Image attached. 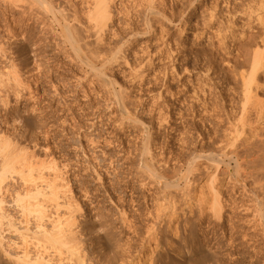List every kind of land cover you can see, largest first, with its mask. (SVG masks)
I'll use <instances>...</instances> for the list:
<instances>
[{"label":"rangeland","instance_id":"374dc122","mask_svg":"<svg viewBox=\"0 0 264 264\" xmlns=\"http://www.w3.org/2000/svg\"><path fill=\"white\" fill-rule=\"evenodd\" d=\"M7 1L9 0H0V48L2 47L0 57L7 49V54L15 56L13 54L16 53V56L19 54L18 57L22 53L21 50H24L23 52L32 62L27 64L30 65L33 64L34 53L30 51L32 48L39 47V56L43 61V67L40 69L42 72L37 71L38 73H35L37 76L34 74L25 84L28 86L27 90H31L29 103L44 107L45 114L40 116V120L45 122L40 125L35 123L33 118L28 117L24 133L26 134L25 131L29 128L36 142L42 144L47 142L51 147H49L50 157L57 163L60 170L62 168V176L71 188L75 203L78 202L80 209H78V215L87 220L95 217L101 219L100 223L94 225V229H99L97 230L98 239H94L95 241L91 243L88 241V256L98 262L97 264H114L113 262L116 261L113 258L114 252L120 250L118 246L124 245L128 251L133 252L129 264H165L167 261L177 264L172 261L173 258L169 254H166L167 257H157L161 251V245L155 242L150 228L152 222L155 219L158 220L157 217L161 218L163 214L154 211L155 198L158 196L155 190H161L162 185L159 182H154L155 184L152 183V185L146 184L145 181L141 182L138 174L141 150L143 147L151 146L150 151L156 155L159 154L157 159L165 163L167 169L169 166L171 171L178 169L177 172L181 173L184 171L187 158L191 155L206 153L219 142L225 141L226 131L232 125L231 122L238 121L242 104L246 99L244 79L251 68L252 52L264 47L260 42L264 38V0H152L154 3L151 0H114L111 6L112 19L109 26L103 30L104 33L102 32L107 46L103 47L104 50L101 49V53L99 50L98 54L103 53V56L110 58L112 53L115 51L118 53L122 48L119 54L123 53L125 61L120 64L118 61L107 60L105 65L96 64V67L105 69V74L107 73L106 76L110 79L111 83L103 82L104 84L92 76L85 61L83 62L85 60L83 55L81 58L75 53L74 56L72 55L68 44L63 43L60 29L58 31L53 29L55 30L53 31L51 27L44 26L35 18H24L19 9L15 8L18 5H14L22 2L21 0L12 2L13 5L8 4L11 0ZM23 1L36 4L34 0ZM62 1L74 4L76 11L74 12L78 18V21L74 20V23H79L80 28L84 29L89 26L87 21L91 18H88L91 14L90 2L87 4L88 10L86 1L84 3L83 0ZM152 3L156 5L158 13L150 12L149 6ZM160 8L162 11L159 10ZM12 35L19 37L23 35L24 40L31 37V43H35H29L32 48L28 45L26 49L18 44L20 48L18 50V45H13L16 38L14 39ZM84 35L87 36V32ZM18 41L21 43L20 40ZM88 41V43L91 42V40ZM11 43L18 51L10 48ZM3 44L7 48L5 45L3 48ZM90 44H88L89 48L94 47L93 43ZM257 45H260L259 48ZM109 49L111 52L108 51ZM32 51L36 50L32 49ZM19 58L16 61H19ZM0 65V70L7 69L8 64L3 58H0ZM3 67L5 69H2ZM131 67L139 68V72L143 75L132 81V76L129 75ZM256 72L255 80L253 84L251 83L252 87L250 86L252 91L249 94V97H252H250L252 102L249 101V104L253 111L248 117L250 120L243 123L241 141L242 147L246 145L244 150L247 155L245 154L243 159L249 162L252 160L254 163L256 160L257 165L256 163L255 165L258 169L255 168L261 171L264 168H261L264 157L257 158V152L253 146L256 138L264 137V67L262 66ZM118 88H127L125 92H128L131 102L134 101L132 102V109H134L131 110L130 115L135 116L142 125L144 124L143 131L133 123L124 121L126 115L111 97L114 89ZM2 97L7 99V104L3 105L0 101V131L8 127V121L11 122V119L15 118V111L21 112L26 103L24 97L14 100L10 97V93L3 92ZM30 132L23 134V137H30ZM248 149L250 152H247ZM198 163L205 165L206 161L201 158V160L198 159ZM260 171L256 174L255 170V175L257 178L262 176L259 179L262 178L264 182V171H261L262 173ZM13 178L17 181L13 179L8 180L9 182L5 181L10 178L4 180V184L9 183L7 193L3 194L4 200L6 199L5 205L13 203H9L14 196L12 192L21 187L22 181L17 177ZM206 178L203 176L200 181L196 180L192 183L193 185L191 184L194 194L199 192L203 184L205 186ZM252 179L253 177H249L246 181L252 185L254 182ZM12 183L20 185L11 189L15 186ZM239 185V182H236L235 186L240 187ZM7 196H11L10 199ZM117 209L123 210L122 212L129 220L124 228V224L121 226L122 223H119L118 217L115 216H118ZM226 211L228 215L232 213L230 209ZM240 211L234 209V215L238 213L237 216L242 217H236L241 220L237 219L238 221L235 222V232L225 231L227 235L219 240L218 225L207 226L206 221L204 225L196 224L197 237H200L199 234L204 231L208 234L206 239L210 241L218 234L213 249L217 255L219 253L217 262L205 259L204 254H198L197 263L264 264V237L262 238L261 233L263 230L261 228V231L255 232L259 235L248 232L250 225H247L245 220L242 221L246 217L242 216ZM169 215V227L166 228V234L171 238L181 234L180 229L175 230L176 224H179L180 215L178 216L177 212ZM106 228L111 230L107 231ZM245 232L248 233H246V239H243ZM228 234L231 236L230 239ZM147 239H149L148 242ZM32 247L35 246L32 244ZM0 264L10 263L0 257Z\"/></svg>","mask_w":264,"mask_h":264},{"label":"bare ground","instance_id":"6f19581e","mask_svg":"<svg viewBox=\"0 0 264 264\" xmlns=\"http://www.w3.org/2000/svg\"><path fill=\"white\" fill-rule=\"evenodd\" d=\"M14 1L17 0H13V1L11 0L10 1L11 3L8 4L13 5V3H15ZM21 1L22 2H19V4H14V5L15 6L18 5L15 8L19 9V12H21L24 18H33V19L35 18L44 26L49 28L51 27L50 29L52 30L55 29L56 31H58V29H60V34L62 36L63 43L68 44L70 49L69 51L73 53L72 55L74 56L75 53L80 58L83 55L85 58L83 62L85 61V65L89 68L92 76L100 80L102 83L103 82L111 83L110 79L107 78L106 76L107 73L105 74L104 71L105 69L96 67V64L102 63L105 65L107 60L109 62L118 61L120 64L125 61L124 59L125 57L123 56V53L121 55L119 54L121 53L120 51H122V48L118 53H116V51L112 53L111 57L109 55L110 58L106 57V55L103 56V53L102 55H100L101 51L104 50L103 47L106 45V40H105L106 38L103 36L102 32L106 27L109 26V23L112 19L113 13L111 10V6L114 0H83L82 1L83 3L84 1H86L85 5H87L88 2L91 3V4L89 3L91 5L90 10H89V6L87 5L88 10L91 11V14H89L90 16L88 17L91 18L88 21L86 20L87 23L89 24V26L86 27L87 29L80 28L81 26H79L80 25L79 23H74L75 22L74 20L78 21V18H77V14L75 13L76 11L74 9L73 3L69 4V2L68 3L66 1L63 2L62 0H61L62 2H60V0H57L59 2L55 0H34L36 4L28 3V1L27 3L24 2L23 0ZM151 2L153 1L151 0ZM153 3L149 6V8H150V12L155 14L158 13V11L155 8L156 5H153ZM161 9L162 8H160L159 10ZM260 17L262 18V16ZM82 32L84 34L85 32H87V36L82 34ZM55 34L56 33L54 32V37ZM18 35H12L14 36L13 37L14 39L16 38L15 43L13 41L14 43L13 45L17 46L19 44L24 49H26L29 43H31L30 41L31 37L28 36L29 38L24 40L25 38L23 36L24 34L22 36L20 35L21 37H19ZM5 37L7 36L5 35ZM90 37L91 39H89ZM18 40H20L21 43H19ZM88 40H91L90 43H93L92 44L94 45V47L92 46L93 48L92 47L89 48L88 44L90 43H88L89 42ZM260 42H262L261 44L263 45L261 44L260 45L263 47L264 38H262V41ZM4 45L5 44H3V48L6 46ZM13 45L10 46V48H13V50L14 49L17 50L16 47ZM19 45H18V50L20 49ZM259 46L257 45L258 48ZM38 48L37 47L32 48L33 50L36 51H32V49L30 51V53L34 52L32 57L33 64H30L31 66L27 65L30 62V58L28 57V55H25V53L23 52L24 50L23 51L21 50L22 53H20L21 54L20 55L21 57L19 56L20 58L18 57L19 54L16 56V53L13 54L15 56H12V54H10L9 51H8L9 54H7L6 51L8 49L6 51H3L0 57L3 58L8 64V66L6 67L7 69L4 68L6 66L5 65L2 68L5 70H0L1 103H3V105L7 104V99H5L6 96L4 98L2 97L3 92L7 94L10 93V97H12L14 100L15 99L18 100V98L20 97H24L26 99L24 109L21 112L19 110H16L15 118L12 117L13 118L11 119L12 121L11 122L8 121L9 124L7 123L8 127H6V129L5 128L3 129L1 126V129L3 130L0 131V257H2V260L5 259V262L7 261L10 264H97L98 262H96L94 259H90V257L88 256L87 247L89 246L87 245L95 241L94 239L96 240L98 239L97 237H99L98 236L99 234L97 233V230L99 231V229L97 230L94 229V225H96V223L97 224L100 223L101 219L95 217L94 219L87 220L83 217L81 218L80 217L81 215L80 216L78 215V211L80 210L78 208L79 207L77 204L78 202L75 203L76 201L73 198L72 192L70 190L71 188L68 187L67 182L64 180L62 176V172H61L62 168L60 170V167H58L57 163H55L53 159L50 157L51 147L47 144V142L46 144L36 142L37 140L35 141L34 138L35 136L32 130H30L29 128H27V131H25L26 134H28L31 131L29 134L30 137L27 136L29 139L26 137L27 138L26 140V138L23 137L24 136L23 134H25L24 128L26 127L25 122L26 119H28V117L33 118L35 123L37 122V124L40 125L41 123L45 122V120L44 122H42L43 120H40L41 118L40 116H43L42 114H45L44 107H39L29 103V98H30L29 92L31 90L28 91L27 90L28 86H26L25 84L26 81L28 82L27 80L28 78L32 77L35 73H38L39 70L43 67L42 66L43 61H41L42 59H40L39 56L40 52L38 51L39 50ZM66 50L67 48L65 49V52ZM99 50L100 53L98 54ZM108 51L111 52L110 49ZM18 58L19 61H16V59ZM262 66L264 67V47L260 49H255L252 52L250 71L247 75L244 73L247 76L245 79L243 78L245 83L244 95L246 99L242 104L241 114L239 115L238 121L236 120L237 122L235 123H233L234 121L231 122L232 125L229 124L231 126L228 127V131H226L225 141L223 140V142H219V144H216L213 148L211 149L209 148L210 150H208L206 153H202L200 151L202 154L201 153L193 154L189 158H187V162L185 163L186 160L184 161L185 167L183 172L181 173H179L180 171L177 172L178 169L176 168L179 164L176 166V168H174L176 169L175 171H171L172 169H169V166H168L169 169L168 170L166 167L167 165H164L165 163L163 164V162L157 159V156L159 154L157 153L158 155H156L154 154V152L150 151L149 147L151 146H146L142 148L140 155L141 158L139 159L141 162H139L140 164L138 166V172H139L138 174L141 177V182L145 181L146 184L148 183L151 185L152 183L155 184L156 182H159L160 185H162L161 190L158 189L157 191L154 189L156 192L155 194L156 195L158 194V196L156 197L154 194L153 195L154 197H156L155 198L156 205L154 211L156 212L159 211L163 214L161 218L157 217L158 216L157 215L156 217L158 218V220L155 219L152 222V224L149 223L151 224L150 230L152 229V233H153L151 235H153L155 242H158V244L161 245V251L157 254L158 258L167 257L166 254H169L173 258L172 261L177 264H199L196 262L198 261L196 257L198 254H202V255L204 254L203 257L205 259L212 260L213 262H217L218 260L217 256L219 255V253L217 255L215 249H213V247H215L216 244L215 238L217 237L218 234H219L218 240L222 237H225L227 235L225 231L228 230L230 231V233H232L233 231L235 232L234 230L235 222H237L239 219L241 220L242 218L241 216L238 215L241 218L239 219L237 218L238 220L236 219V217H238L237 216L238 213L234 215V209L237 211L241 210L240 212H242V216L246 217L245 219L243 218L242 221L245 220L247 225L248 224L250 225V227H248L249 230L248 232L255 233L257 231H261L262 228L263 230V232H261L263 235L262 238L264 237V182L262 178L259 179L262 176L258 175L259 178H257L256 177L257 175H255V170L257 171L256 174H259L260 171L257 170L258 167H256L257 165L256 160H255L256 163L255 165V163L252 160H250L249 162L246 159L248 161L247 162L245 161V159H243V157L246 154L245 151L246 149L244 148L246 145L242 147L243 142L241 141L243 125L245 124L244 122L248 120V117L251 116L250 113L253 111L251 110L249 104V101L252 102V99H250L251 96L249 97V94L252 91L251 83L254 82L253 80H255L254 75L255 73H257L256 71ZM139 70H140L139 68L137 69L136 67L135 68L131 67L129 75L132 76L131 79L132 81H134L133 79L135 78L137 79V77L138 79L140 78L139 76L141 75V72H139ZM244 74L243 77L245 76ZM35 76L37 75L35 74ZM108 85L111 86L112 84H108ZM126 89H119V88L117 90L114 89L111 97L115 102L119 104L122 112L124 113V115H126L125 116L126 119H124V121L133 123L139 130L143 131L145 128L143 126L144 124L142 125L141 123L138 122L139 120H137L135 116L130 115L131 110L134 109V108L132 109L133 107L132 102L134 103V101L131 102L127 94L128 92L127 93L125 92ZM129 96L131 97V95ZM252 107H254V105ZM254 116L256 117V115ZM28 129L30 131H28ZM256 139L254 140V146H253L256 149L255 152H257L256 156L257 158L263 159L264 137L263 138L259 137L257 140ZM149 140L151 141V139ZM247 152H250V150ZM201 158L202 160L206 161L205 165H201L200 163H198V159L201 160ZM170 167L172 166L170 165ZM263 167L264 164L262 165L261 168ZM261 171L263 172L264 168ZM261 171L260 173H262ZM203 176L207 177L206 180L204 181L206 182V184L205 186L203 184L202 186L203 189L201 187L202 190L199 189V192L194 194L195 193L193 190L194 188L192 189L191 184L196 180L200 181L203 178ZM13 177L19 178L20 181L22 182L18 181L20 182L21 187L19 186L13 192L11 191L12 195L14 194V196L11 195L13 198L12 201H9V203L10 202L13 203H11V205L6 204L8 207L10 206L8 208L4 204L6 202V199L4 200L3 194L7 193L6 191L9 184L8 182L11 179L17 181L15 180L16 178L14 179ZM249 177L250 178L253 177L252 180L254 182L252 183V185L250 184V182L248 183L246 181ZM6 178H10V179L5 180ZM4 180L5 181L9 180V181L4 184ZM236 182L237 183L239 182L240 187L235 186ZM20 184L16 183V185H20ZM16 185L14 187H11V189H14ZM11 196L9 197L7 196V197L10 199ZM9 199H7V201ZM9 209H11V211ZM227 209L231 210L232 213L230 215L226 213ZM117 210H118V216L117 215L115 216L118 217L117 220H119V223H122L121 226L124 224L123 226L124 228L125 225L128 223L127 221L129 220H127L125 214L122 212L123 210L122 211L121 209H117ZM176 212L178 216L180 215L179 218L180 221L179 224H176L175 230L177 231L178 229H180L181 234L175 235L170 238L166 234V228L169 227L168 226L170 219L169 214L171 215L176 214ZM116 217H114V219ZM151 219L153 220V218ZM204 222L205 224L208 223L207 226L211 225L214 227V225L216 226L218 225L217 228H219L220 231V233L212 237V240L210 241L206 239L208 234L207 232L204 233L203 230L202 231L204 234L201 232L199 234L200 237H197L196 235L197 234V232L195 231L196 224L204 225ZM107 227L109 226L107 225ZM108 230L109 229H107V231ZM107 231H105V233H108ZM114 232L113 234H115ZM248 232H245L243 234V239H246V235H247L246 233ZM255 234L259 235L257 233ZM151 235L149 236L151 237ZM230 237L231 236L229 235V239ZM168 238L170 240H168ZM149 239H147L146 241L148 242ZM224 239L226 240V238ZM229 243H231V241H229ZM32 244L35 247H32ZM119 244L121 243L119 242ZM125 244H126V240H125ZM120 247L118 246V249L120 250L114 252L113 254V258H115L116 260L113 263L129 264V261L133 257V252L128 251L124 247V245L123 247L122 246ZM87 258H89V261H87ZM165 264H172V262L167 261Z\"/></svg>","mask_w":264,"mask_h":264}]
</instances>
